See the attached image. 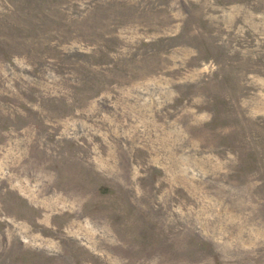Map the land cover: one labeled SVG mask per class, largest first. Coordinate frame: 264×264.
I'll return each mask as SVG.
<instances>
[{"label": "rangeland", "instance_id": "1", "mask_svg": "<svg viewBox=\"0 0 264 264\" xmlns=\"http://www.w3.org/2000/svg\"><path fill=\"white\" fill-rule=\"evenodd\" d=\"M0 264H264V0H0Z\"/></svg>", "mask_w": 264, "mask_h": 264}]
</instances>
